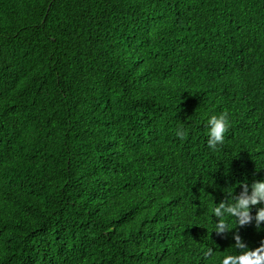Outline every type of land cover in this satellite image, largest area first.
<instances>
[{
    "label": "trees",
    "instance_id": "1",
    "mask_svg": "<svg viewBox=\"0 0 264 264\" xmlns=\"http://www.w3.org/2000/svg\"><path fill=\"white\" fill-rule=\"evenodd\" d=\"M258 179L264 0H0V264H220Z\"/></svg>",
    "mask_w": 264,
    "mask_h": 264
},
{
    "label": "clouds",
    "instance_id": "2",
    "mask_svg": "<svg viewBox=\"0 0 264 264\" xmlns=\"http://www.w3.org/2000/svg\"><path fill=\"white\" fill-rule=\"evenodd\" d=\"M230 118L227 112L218 115H210L207 118V144L210 149L215 150L218 145L223 144L225 133L229 130ZM176 135L183 138L186 135L184 129L178 128ZM229 201L221 200L217 206L211 209L217 222L214 231L217 235L224 236L229 231V218L234 217L238 228L252 225L256 231H264V179L254 180L249 186L243 183L238 195L229 194ZM256 207L253 214V207ZM234 247L238 250L234 254H226L220 264H264V240L257 247H250L241 237L239 232H233ZM211 251V249L209 250Z\"/></svg>",
    "mask_w": 264,
    "mask_h": 264
}]
</instances>
